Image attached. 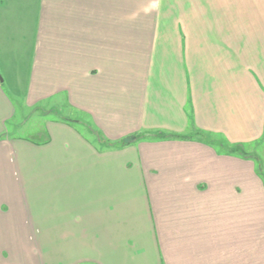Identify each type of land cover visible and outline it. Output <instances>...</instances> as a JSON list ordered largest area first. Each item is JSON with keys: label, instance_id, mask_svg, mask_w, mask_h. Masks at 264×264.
I'll return each mask as SVG.
<instances>
[{"label": "crops", "instance_id": "0c3cea01", "mask_svg": "<svg viewBox=\"0 0 264 264\" xmlns=\"http://www.w3.org/2000/svg\"><path fill=\"white\" fill-rule=\"evenodd\" d=\"M215 4L0 0V264H264L263 160L209 139L264 144V22L258 63L232 60ZM4 83L111 143L189 133L135 137L120 170L65 125L11 139Z\"/></svg>", "mask_w": 264, "mask_h": 264}, {"label": "rangeland", "instance_id": "374dc122", "mask_svg": "<svg viewBox=\"0 0 264 264\" xmlns=\"http://www.w3.org/2000/svg\"><path fill=\"white\" fill-rule=\"evenodd\" d=\"M185 6L189 5L185 4ZM205 6L206 5H204V7L199 5V8H206ZM215 11L220 17L224 18L227 24H229L232 39L230 58L232 60H248L258 63V28H261L264 22V0H216ZM225 12H227V15L224 14ZM203 16V14H200V18ZM201 22L200 19V27L202 26ZM216 23H218L217 20ZM250 70L253 72L255 68ZM3 87L8 97L12 100L16 112L14 117L7 121L6 134H8L11 139H15L14 136H23L24 138L27 137L32 143L47 146L50 140V127L53 124L65 125L72 129L75 128L78 131L80 130L79 132L86 135V138L90 137V140L92 138V140H94H91L93 142L92 144H97L96 146L99 152H103V154H107L109 151L114 152L112 159L115 161V157L117 158L120 170L128 172L140 171L138 168V160L133 152V147H135V145L131 144L127 149L124 148L123 145L116 144L113 145V148H110L111 146L108 145L109 143L100 141L94 133L95 136H92L88 131L86 132L82 125L80 126L77 122L73 121L79 117L77 116V112L71 109L67 103L54 100L39 102L35 105L28 106L26 100L19 94L12 92L7 83H4ZM195 132H199L198 134L201 133V131L196 130ZM159 133L178 134L156 129L149 133H137L133 137H126V139H131L129 142L130 144L135 137L146 138L150 136L154 139L160 138ZM185 133H189V131H185L184 135ZM206 135H210V133ZM222 136L223 135L216 133L215 135H210L209 139L218 149H228L230 152L242 156H249L256 150L261 157V161L263 160L264 167V144L261 143L262 141L260 139L251 143L231 142L229 145L227 142L229 140L225 138V144L227 146V148H225L220 138ZM96 140H98V142H95ZM259 140L260 142H258ZM23 153L27 155V152ZM103 158H105V156H103Z\"/></svg>", "mask_w": 264, "mask_h": 264}, {"label": "trees", "instance_id": "16d2710c", "mask_svg": "<svg viewBox=\"0 0 264 264\" xmlns=\"http://www.w3.org/2000/svg\"><path fill=\"white\" fill-rule=\"evenodd\" d=\"M93 133L98 137V139L101 138V139H99V140H101V141H103V142H107V143H109V144H114V145H116V144L126 145V144H128V143L130 142V140H131V139H122V140H120V141H117V142H113V143H111V142L105 140V139L101 136V134H100L98 131L93 132ZM198 133H199V132H198ZM159 135H160V138H166V137H168V136L182 137V138H183V137H186V136H187V135H181V134L169 135V134H166V133H159Z\"/></svg>", "mask_w": 264, "mask_h": 264}, {"label": "water", "instance_id": "95a60500", "mask_svg": "<svg viewBox=\"0 0 264 264\" xmlns=\"http://www.w3.org/2000/svg\"><path fill=\"white\" fill-rule=\"evenodd\" d=\"M0 79L2 80V77H0Z\"/></svg>", "mask_w": 264, "mask_h": 264}]
</instances>
